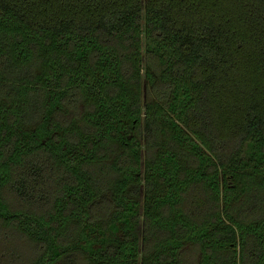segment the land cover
Instances as JSON below:
<instances>
[{"label": "trees", "instance_id": "trees-1", "mask_svg": "<svg viewBox=\"0 0 264 264\" xmlns=\"http://www.w3.org/2000/svg\"><path fill=\"white\" fill-rule=\"evenodd\" d=\"M0 264H264V0H0Z\"/></svg>", "mask_w": 264, "mask_h": 264}]
</instances>
